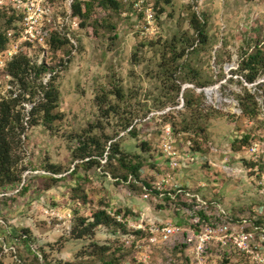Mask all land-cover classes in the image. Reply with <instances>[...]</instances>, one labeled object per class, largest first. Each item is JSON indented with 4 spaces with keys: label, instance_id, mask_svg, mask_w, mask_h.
Listing matches in <instances>:
<instances>
[{
    "label": "rangeland",
    "instance_id": "374dc122",
    "mask_svg": "<svg viewBox=\"0 0 264 264\" xmlns=\"http://www.w3.org/2000/svg\"><path fill=\"white\" fill-rule=\"evenodd\" d=\"M88 9L72 10L79 20L72 29L69 22L59 25L65 17L59 7L54 40L27 50L30 65L49 67L37 81L52 79L58 117L45 124L38 117L30 126L29 111L40 95L21 101L25 168L19 183L0 188V264H40L33 249L45 264H186L181 234L150 242V233L126 224L118 234L112 225L88 229L81 218L103 208L144 227L187 226L186 211L197 201L186 192L210 210L217 199L233 217L264 211V0H154L151 29L128 4L95 0ZM10 10L0 6L5 27ZM193 15L202 35L191 25ZM19 19L8 26L13 39ZM249 53L259 55L252 82L244 66ZM1 59L0 99L21 91L7 70L11 59ZM167 124L176 148L191 157L177 170L168 168L160 148ZM252 143L258 144L255 155ZM87 154L95 159L89 168ZM119 157L141 163L138 178ZM166 171L182 192L172 184L154 188ZM22 184L28 188L19 193ZM79 232L84 235L76 237ZM137 239L141 247L133 246ZM3 243L13 245L16 257ZM236 261L215 249L206 257V264Z\"/></svg>",
    "mask_w": 264,
    "mask_h": 264
},
{
    "label": "built area",
    "instance_id": "2783aa9c",
    "mask_svg": "<svg viewBox=\"0 0 264 264\" xmlns=\"http://www.w3.org/2000/svg\"><path fill=\"white\" fill-rule=\"evenodd\" d=\"M79 2V6L84 10V1L88 0H0V6L13 9L20 17L17 30V39L12 38V32L8 31V45L0 54V66L5 65L4 56L7 60L12 59L18 53L22 52L26 46L25 43L42 46L46 44L52 31L58 32L60 26L64 23H70L72 29L79 26V20L72 15L73 5ZM123 4H128L132 12L140 15L142 20L148 25V29L153 27L155 19L154 0H121ZM59 7H63L65 17L59 23L53 22V17ZM151 33V32H149ZM66 37L73 41L69 33ZM29 56H32L29 54ZM132 125L127 129V131ZM176 139L171 125H164L162 128L160 148L167 160L170 170L179 169L185 158H190L189 153L181 154L174 145ZM189 144V141H187ZM250 153L255 155L258 151V144L252 143ZM185 156V157H184ZM174 175L166 171L160 179L155 182L154 188L162 189L165 185H174L177 192H182L174 182ZM264 193V189L262 190ZM162 195V193H159ZM189 196V201L195 198L197 201L192 209H187L186 216L188 225H148L144 227L142 221L134 223L120 215L113 216L119 223L126 224L133 232H148L150 242L158 238L160 242H167L172 236L181 234L184 237L183 242L187 245L188 260L186 264H206V257L210 250L226 255L228 258L237 259L236 264H264V211L262 208L252 209L249 216L240 215L233 217L230 211L217 199L213 198L209 202L212 206L207 209L206 201H202L195 193H185ZM148 193L143 197L147 198ZM200 202V204L198 203ZM185 212V211H184ZM262 219V220H261ZM120 234L119 231H117ZM25 235H23V238ZM134 237V235H130ZM22 239V238H21ZM140 239L135 241L134 247H141ZM129 245L132 240L126 241ZM3 251L12 252L16 257V250L13 245H2ZM41 260V254L36 252ZM141 264H149L146 259H141Z\"/></svg>",
    "mask_w": 264,
    "mask_h": 264
},
{
    "label": "trees",
    "instance_id": "16d2710c",
    "mask_svg": "<svg viewBox=\"0 0 264 264\" xmlns=\"http://www.w3.org/2000/svg\"><path fill=\"white\" fill-rule=\"evenodd\" d=\"M95 0L84 1V12L90 10L88 9V4ZM110 1L112 4L121 5L123 4L121 0H104V2ZM90 8V7H89ZM79 2L73 5L74 13L80 12ZM10 15L7 16L6 24L7 27L0 24V51L4 50L7 45V31L9 29V24L13 21V19H19V15L13 10H10ZM191 25L196 31L197 35H202L203 31L201 26L199 25L198 18L193 15ZM56 31H52L48 41L53 39L52 35ZM68 39L67 37H65ZM26 48L14 56L7 65V70L11 74L13 78L17 81L19 86L21 87V91L14 95L10 94L6 97H2L0 99V188H8L14 186L19 183L21 180L22 170L25 168L21 165L22 160V135L26 130L25 122H24V113L21 101L25 99V95L29 94L30 97L40 95L38 100L32 105L29 111L30 121L29 125L32 126L37 123V118L40 117L42 122L50 123L52 119L58 117L55 113H52V110L56 107V101L58 97V93L56 88L52 83V79L48 80L46 83H43L40 79V75L49 69V67L45 63H41L40 65H30L29 64V48L37 46L30 43H25ZM259 57L256 53H249L244 61L245 68L248 69V75L246 76L248 82H252L255 78L252 71L254 69V64H256L259 60ZM37 82V84H36ZM33 83V84H32ZM39 88V89H38ZM39 91V93H38ZM38 95V96H39ZM112 154L119 153L118 147L113 145ZM88 155V159L83 161L85 164V168H89L92 162H95V159H92L90 154ZM112 155H110V158ZM108 159V158H107ZM118 162L123 169H126L129 174H132L135 178L139 176V170L141 167L140 162H132L131 160H127L124 157H119ZM58 169H54L53 172H58ZM73 171V170H71ZM125 178V176H124ZM145 186H148L145 183ZM27 185L22 184L19 193H23L27 190ZM82 188V185L79 184L75 189ZM87 197L85 195L81 196V202H86ZM81 222L85 223V227L88 229H92L100 224L112 225L118 231V229L124 227L125 224L119 223L115 220L114 217H111L108 212L103 208H97L90 212V215L87 217L81 218ZM84 232V231H83ZM83 232H79L76 237H81L84 235ZM25 237L22 238V241L27 243L28 236L24 234ZM35 257L38 258V251L32 250ZM40 264H45L44 261L40 260ZM51 264V263H47Z\"/></svg>",
    "mask_w": 264,
    "mask_h": 264
},
{
    "label": "bare ground",
    "instance_id": "6f19581e",
    "mask_svg": "<svg viewBox=\"0 0 264 264\" xmlns=\"http://www.w3.org/2000/svg\"><path fill=\"white\" fill-rule=\"evenodd\" d=\"M206 89V88H205Z\"/></svg>",
    "mask_w": 264,
    "mask_h": 264
}]
</instances>
